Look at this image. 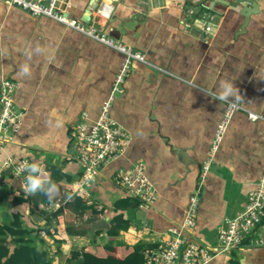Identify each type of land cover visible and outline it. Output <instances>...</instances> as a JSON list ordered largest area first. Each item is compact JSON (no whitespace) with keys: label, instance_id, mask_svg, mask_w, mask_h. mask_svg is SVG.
I'll return each mask as SVG.
<instances>
[{"label":"crops","instance_id":"0c3cea01","mask_svg":"<svg viewBox=\"0 0 264 264\" xmlns=\"http://www.w3.org/2000/svg\"><path fill=\"white\" fill-rule=\"evenodd\" d=\"M253 1L250 9L249 0H94V8L92 0H64L69 17L94 24L113 45L129 46L145 60L132 61L111 105L112 118L130 141L86 188L85 200L74 194L79 166L69 161L71 132L82 114L90 122L97 117L124 56L113 45L0 0V83L17 82L14 101L23 112L13 142L0 152V164L6 157H28L46 171L34 194H25L20 179L4 171L0 225L19 212L23 226L35 229L28 237L49 252L47 264H64L75 249L123 258L138 242L156 248L170 238L197 191L196 224L188 240L215 244L219 226L242 209L264 166V120L252 121L238 110L199 182L226 100L264 117V0ZM104 5L111 12L97 22L95 11ZM228 85L231 94L220 99ZM54 151L61 159L52 163ZM138 160L156 199L146 208L114 211L113 202L128 195L114 185L113 174ZM50 166L64 178L49 184ZM19 193L25 202L12 207L10 200ZM57 197L64 201L59 212L46 213L51 220L40 217L41 203ZM77 200L90 208L76 210ZM117 213L128 222L125 230L110 222ZM98 220H107L108 228L95 234L92 224ZM13 239L8 238L11 246ZM231 251L239 264H264V243L252 237ZM228 260L219 254L206 264Z\"/></svg>","mask_w":264,"mask_h":264},{"label":"built area","instance_id":"2783aa9c","mask_svg":"<svg viewBox=\"0 0 264 264\" xmlns=\"http://www.w3.org/2000/svg\"><path fill=\"white\" fill-rule=\"evenodd\" d=\"M7 5L19 8L31 16L44 15L60 23H63L77 31H80L102 43L113 45L104 33L94 24H84L69 17L64 10V0H3ZM101 10H106V16L111 8H99L95 11L97 22L101 18ZM192 12V9L189 10ZM105 17V16H104ZM205 17V16H204ZM206 18H210L207 17ZM205 22L204 18H201ZM205 33L209 30L208 25L204 28ZM120 51L124 58L116 73L110 90L103 100L99 113L93 121H88L86 114H82L73 126L71 132L72 156L69 161L79 166V176L76 180L78 186L74 194L85 200L89 193L86 188L100 175L104 166L119 158L125 151L129 141L128 131L110 115V108L114 99L122 92L125 77L131 68L132 61L144 60V55L123 44L113 45ZM17 82L10 79H2L0 83V152L7 143L13 142L14 134L19 130L23 112L16 106L14 93ZM243 110L248 119L264 120L262 115L248 111L238 102L226 100L223 115L219 120L213 139L210 142L207 158L201 166L200 182L205 178L209 163L218 150L223 135L228 127L230 119L235 111ZM10 167L8 175L18 178L21 189L25 194L27 177L29 175L44 180L42 174L46 171L33 163L28 157L14 160L6 157L0 164V180L5 179L4 171ZM32 168L35 171H32ZM112 182L118 188L126 192L129 197L138 200L139 208L150 206L156 199V188L144 172V163L135 161L126 168L119 167L115 170ZM59 197L46 199L41 203L46 213H54L63 205ZM198 205L197 191L189 197L186 207L182 210V220L177 228L170 229L172 235L165 239L156 248L143 250V264H206L219 254L227 253L236 249L248 237H252L254 243H264V166L261 177L256 185L247 193L246 201L242 209L232 217L225 218L217 230L215 244H206L199 241L188 240L187 233L191 232L196 224V212ZM50 214V215H51ZM253 231H260L252 233ZM44 234V231H41Z\"/></svg>","mask_w":264,"mask_h":264},{"label":"trees","instance_id":"16d2710c","mask_svg":"<svg viewBox=\"0 0 264 264\" xmlns=\"http://www.w3.org/2000/svg\"><path fill=\"white\" fill-rule=\"evenodd\" d=\"M110 115H111V108H110ZM49 169L51 172L50 177L48 179L49 184H54L56 181L64 178V175L60 173L58 167L50 166ZM200 171H201V167H200ZM199 182H200V172H199ZM24 202H25V198L21 193H19L18 195H14L12 197L9 204L12 207H14L17 205H22V203ZM137 206H138V200H136L133 197L126 196L124 198H120L114 201L112 208L114 211H117L127 208H136ZM75 207L76 210H85L90 208L88 205L80 202L79 200L76 201ZM37 211L39 212L40 217L45 218V220L49 219V218L46 219L48 215L42 208H39ZM57 212H59V209L57 210ZM52 218L53 215L52 217H50L49 220H51ZM110 222L111 224L114 225V227L120 230H125L128 224L127 220L122 218L121 213L115 214L110 219ZM262 222H264V218ZM34 230L35 229L33 228H27L23 226L19 212H15L12 214V222L10 224L0 225V264H47L46 262L49 257V252L46 249L37 246L28 237L29 233ZM99 232H101V230L95 231V234ZM107 232L108 234H111V231L109 229L107 230ZM9 237L14 238L13 246L9 245L10 244L8 240ZM145 247L146 246L144 243L138 242L133 245L132 250L123 258H115L113 256L101 257V256H96L93 253L84 251L83 249H79V250L75 249L71 251L70 257L66 259L64 264H143L142 252ZM228 255H229V260L227 261L228 264H239L235 252L231 251Z\"/></svg>","mask_w":264,"mask_h":264},{"label":"clouds","instance_id":"9594fccd","mask_svg":"<svg viewBox=\"0 0 264 264\" xmlns=\"http://www.w3.org/2000/svg\"><path fill=\"white\" fill-rule=\"evenodd\" d=\"M232 92V85H228L225 89V91L223 93H221V95L219 96L220 99H226L228 97V95H230ZM32 171H35L34 168H32ZM27 184H26V188L25 190L29 193V194H34L40 184H41V180L38 178H35L31 175H29L27 178Z\"/></svg>","mask_w":264,"mask_h":264},{"label":"water","instance_id":"95a60500","mask_svg":"<svg viewBox=\"0 0 264 264\" xmlns=\"http://www.w3.org/2000/svg\"><path fill=\"white\" fill-rule=\"evenodd\" d=\"M93 1H94V0H92V2H91V4H90V8H91V7L94 8V7L92 6V5H93V4H92ZM249 1H250V4H251V6H250L249 8H250V9L254 8L255 5H256L255 2H254L253 0H249ZM249 8L247 7L246 10L242 12L245 21L248 19V16H249V14H248V9H249ZM88 16H89V15H87V17H85V19H88V18H89ZM9 170H10V167H8V168L5 170V173L8 174V173H9ZM92 227H93V230H102V229H106V228H108L107 220H98V221H95V222H93Z\"/></svg>","mask_w":264,"mask_h":264},{"label":"rangeland","instance_id":"374dc122","mask_svg":"<svg viewBox=\"0 0 264 264\" xmlns=\"http://www.w3.org/2000/svg\"><path fill=\"white\" fill-rule=\"evenodd\" d=\"M49 159L52 161V163H55L56 161L59 162L61 159V153L54 151L53 153L49 154ZM224 256H228L227 253H223Z\"/></svg>","mask_w":264,"mask_h":264},{"label":"bare ground","instance_id":"6f19581e","mask_svg":"<svg viewBox=\"0 0 264 264\" xmlns=\"http://www.w3.org/2000/svg\"><path fill=\"white\" fill-rule=\"evenodd\" d=\"M106 16V12H104L103 10H101V17Z\"/></svg>","mask_w":264,"mask_h":264}]
</instances>
